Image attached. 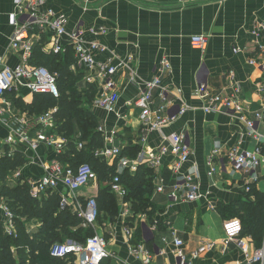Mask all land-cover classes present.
Masks as SVG:
<instances>
[{"label": "crops", "instance_id": "crops-1", "mask_svg": "<svg viewBox=\"0 0 264 264\" xmlns=\"http://www.w3.org/2000/svg\"><path fill=\"white\" fill-rule=\"evenodd\" d=\"M48 5L67 16L69 31L80 27L86 40H96L107 46L125 62L118 75L121 97L115 112L96 106L100 82H89V71L77 65L76 59L69 69L74 74L82 73L80 90L83 94L91 87L96 90L91 110L98 118L99 126L108 132H117L112 143L102 136L103 147L125 149L138 145L139 153L147 154L158 150L174 133L186 135L191 145L192 154L183 165L182 172L192 167L197 169L202 196L194 201L174 202L170 198V191L177 183L172 172L175 158L172 154L165 155L163 165L154 170L155 190L151 200L156 214L152 222L144 214L143 223V214L136 215L133 226H130L134 232L133 243L143 242L155 254L162 251L163 255L156 256V264H178L173 252L175 234L184 240L186 252H192L207 241H214V249L205 252L198 259V264H247L246 256L237 243L227 242L223 225L230 218L220 213L219 206L223 203L234 207L241 201L255 200V194L248 197L247 184L264 194V163L249 172L234 171L227 158L229 148L235 144L242 143L243 148L252 150L263 141L264 93H259L257 87L264 83V54L259 47L264 44V36L255 32L258 22L264 21V0H49ZM16 12V0H0V68L14 67L23 59V50L11 45L14 31L11 16ZM90 28L102 32L95 35ZM196 34L209 37L205 50L192 46L190 39ZM33 41L34 48L40 44L36 37ZM43 41H49V35H45ZM67 41L63 38V42ZM235 48L239 51L235 52ZM108 54L109 51L99 53L97 59L103 61ZM164 57L171 62V69L161 76L168 90L167 113L173 120L161 131L148 132L144 130L141 111L127 103L143 90L146 80L159 75V65ZM251 58H256L259 64H250ZM131 75L133 80L129 79ZM201 82L208 84L210 93H234L235 85H238V95L245 108L250 113L261 111L263 114L257 126V136L248 137L245 124L233 112L222 109L206 112L202 108L204 100L196 94ZM158 95L159 90L155 89L156 104L160 106L162 100ZM35 97L28 88L17 86L6 92L4 100H0V155L14 156L21 152L29 159L25 166L16 170L21 173L20 178H17L16 171L8 178L11 186L19 180L41 177L45 173L43 165L57 159L53 146L41 143L37 150H32L11 129L10 125L17 119L33 121L46 113L33 114L24 107ZM54 108L57 109L53 107L48 111ZM182 108L186 109L184 113H181ZM52 116L55 126L47 134H61L55 112ZM38 127L32 130L33 137ZM144 136L145 141L142 140ZM213 150H219L214 153V158ZM213 167L214 173L210 175ZM160 182L166 186L164 192L156 191ZM102 186L104 184L99 181L92 182L81 188L77 195L82 201L97 198ZM60 190L66 192L62 185ZM1 199L6 202L3 196ZM121 207L120 204V212L114 221L105 219L97 224L95 231L109 240V250L113 255L111 264H144L142 255L130 250L125 231L127 222L121 216ZM71 209H75L74 206ZM0 220H5L1 209ZM26 225L28 232L33 234L42 222L35 218L26 221ZM152 225H156L153 231L150 229ZM138 226L142 231L140 237L135 232ZM259 248L251 239L249 255H254Z\"/></svg>", "mask_w": 264, "mask_h": 264}, {"label": "built area", "instance_id": "built-area-1", "mask_svg": "<svg viewBox=\"0 0 264 264\" xmlns=\"http://www.w3.org/2000/svg\"><path fill=\"white\" fill-rule=\"evenodd\" d=\"M49 0H16L17 12L11 16V24L14 28L11 36V45L15 49L23 50V59L21 63L14 67L4 66L0 68V100H4L6 92L17 86L28 88L34 94H51L54 97L60 96L58 86V74L53 73L48 67L42 65H33L30 60L33 54L34 41L36 37L40 40L43 52L47 54H63L66 53L69 46L73 48L76 64L83 66L89 75L87 80L92 83L100 82V90L98 97L95 99L97 107L108 111L116 110L117 103L121 94L118 88V75L125 65L107 46L96 40L88 41L85 39L84 31L79 27L73 31L67 29L68 18L65 14L56 12L48 5ZM92 34L98 35L102 30L97 28L89 29ZM264 36V21L258 22L257 32ZM49 35V41H43V37ZM63 38H67V42H63ZM194 48L205 50L208 46L209 37L206 35H193L190 39ZM261 52L264 54V44L259 45ZM109 51L105 60L97 59L99 53ZM235 52L239 49L235 48ZM250 64L258 65L256 58L249 60ZM171 69V62L167 57L161 60L159 65V75L144 82L143 90L127 104L129 107L138 108L141 111V118L144 130L148 132L161 131L173 120V117L167 113L168 90L163 84L161 74ZM130 80L134 79L131 75ZM159 90V98L162 100L160 106H157L154 97V90ZM240 88L235 85L234 93H225L224 91L210 93L208 84L201 82L197 86L196 94L200 99L204 100L203 109L206 112H212L219 109L230 111L235 114L246 126V135L248 137L257 136V126L263 118L261 111L250 113L244 106L238 91ZM259 93H264V83L257 87ZM53 111H47L42 116L28 121L25 119H17L11 126L15 136L23 142L29 144L32 150H37L41 143L53 146L57 154H61L67 148L70 142L68 137L61 134H47L49 129L55 126ZM186 111L181 109V113ZM11 124V123H10ZM35 137L31 135L32 130L37 127ZM98 131L105 138V141L112 143L117 136L115 130L107 131L103 126L98 127ZM80 137L79 135L77 138ZM263 141L256 148L250 150L241 146L242 143L235 144L229 148L227 158L232 165L234 171H252L264 163V136ZM145 141V136L142 138ZM77 147L81 150L84 142L78 141ZM123 148L119 146L102 147L95 152L97 157L107 160L110 165L117 164L116 173L107 182L111 192H113L121 204V216L127 222V219L133 217L132 206L126 201L128 189L122 182V175L128 170L129 173L135 174L139 165L144 164L151 168H159L163 165V158L167 154H172L175 158L172 172L176 175L177 183L170 191V198L174 201L188 200L194 201L202 196L199 175L194 167L182 172V167L190 160L192 149L186 135L174 133L168 138V142L156 150L147 152V154L139 153L137 157L121 156ZM219 150H213L218 153ZM2 156V155H0ZM118 159V160H117ZM212 162V165L214 162ZM44 174L39 178L29 177L27 182L30 186V193L33 198L41 200L49 191L58 192L60 196V207L66 209L73 207L74 213L81 219L84 228H95L98 224L99 206L96 197H90L82 201L77 195L78 191L98 181V174L90 163H81L77 167L69 164H63L60 160L48 162L43 165ZM214 167L210 171V175L214 173ZM18 171V170H17ZM16 171L17 178L21 173ZM257 180V177H255ZM1 185V182H0ZM64 186L66 192L60 190V186ZM250 184L246 185V191L249 192ZM166 186L160 182L156 185L157 192H164ZM0 209L4 213L3 221L5 231L8 235H16L17 226L15 223L16 214L10 206L3 200H0ZM143 221L145 216L143 214ZM170 223V222H169ZM127 224V223H126ZM146 227V226H143ZM156 225H152L150 229L153 231ZM224 232L227 242L235 241L245 254L247 264L259 262L264 264V246L260 247L254 255H249V236H243V225L239 218H231L224 222ZM130 245L131 252L136 255H142L144 264H156V256L163 255L162 251L155 254L147 249L143 242L139 244L133 243V231L128 225L125 227ZM164 242L168 243L166 238ZM174 254L178 260V264H198V259L207 251L214 249L215 242L207 241L192 252H186L184 249V240L178 236L174 237ZM109 240L105 235L95 231V233L87 238L85 243L73 240L64 242H56L51 247V255L53 257L68 259L74 257L73 264H101L106 258L113 255L109 250ZM15 250V249H14Z\"/></svg>", "mask_w": 264, "mask_h": 264}, {"label": "trees", "instance_id": "trees-1", "mask_svg": "<svg viewBox=\"0 0 264 264\" xmlns=\"http://www.w3.org/2000/svg\"><path fill=\"white\" fill-rule=\"evenodd\" d=\"M31 64L42 65L58 74L60 96L51 94H35L34 101L24 107L33 114H42L57 107L55 115L59 119L58 131L68 137L67 148L56 158L63 164L77 167L81 163H90L98 174V180L104 184L97 197L99 206L98 223L105 219L115 220L120 206L117 196L111 192L109 185L111 177L116 173L117 164L110 165L107 160L97 157L95 152L104 146V140L98 131L99 120L91 110L96 96V90L91 87L86 94L80 90L82 73L74 74L70 66L75 63L72 47L63 54H44L41 44L33 49ZM80 136L77 138V136ZM84 142L79 150L77 142ZM140 146L123 149L121 156L135 158ZM118 160V159H117ZM29 162L24 153L16 152L14 156H0V197H4L10 208L16 214V235H8L4 223L0 220V264H73L74 257L68 259L53 257L51 247L56 242L73 240L85 243L87 238L95 233V228H84L81 219L67 207L61 209L58 192H51L41 200L35 199L30 193V186L22 180L11 186L10 175ZM154 168L144 164L139 165L135 174L127 170L122 175V182L128 189L126 201L132 206L133 217L127 219V225L133 226L136 215L146 214L152 222L156 207L151 200L155 190L156 173ZM248 197L256 195L255 200L241 201L234 207L220 204V213L227 218H239L243 225V236H250L257 246L264 243V194L256 191L250 184ZM39 219L42 222L37 232L30 234L26 221ZM136 234L142 236L141 226ZM136 236V235H135ZM137 236V238H139ZM15 248V250H14ZM101 264H111L106 258Z\"/></svg>", "mask_w": 264, "mask_h": 264}, {"label": "rangeland", "instance_id": "rangeland-1", "mask_svg": "<svg viewBox=\"0 0 264 264\" xmlns=\"http://www.w3.org/2000/svg\"><path fill=\"white\" fill-rule=\"evenodd\" d=\"M85 144V143H84ZM99 181V180H98ZM100 182V181H99ZM117 198V197H116ZM159 203H160V201H159ZM118 204H119V206H120V201L118 202Z\"/></svg>", "mask_w": 264, "mask_h": 264}]
</instances>
